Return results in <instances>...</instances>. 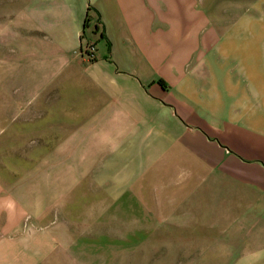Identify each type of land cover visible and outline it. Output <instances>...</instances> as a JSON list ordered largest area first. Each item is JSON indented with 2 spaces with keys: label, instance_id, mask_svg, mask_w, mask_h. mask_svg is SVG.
I'll list each match as a JSON object with an SVG mask.
<instances>
[{
  "label": "rangeland",
  "instance_id": "1",
  "mask_svg": "<svg viewBox=\"0 0 264 264\" xmlns=\"http://www.w3.org/2000/svg\"><path fill=\"white\" fill-rule=\"evenodd\" d=\"M177 1L180 11L189 4L199 17L200 52L223 42L238 52L257 33L264 44L259 22L249 19L260 14L256 0ZM65 4L0 0V202L15 201L13 212L0 210V264H264V196L248 192L243 216L210 210L207 196L190 194L191 186L159 194L157 143L150 147L152 139L137 135L141 122L97 104L96 85L84 72L89 76L98 66L80 48L75 55L84 59L72 60L67 70L79 82L55 89L51 77L41 85L53 60L38 44L41 37L47 41V30L40 31L63 19ZM164 5L162 15L168 13ZM192 12L182 14L191 21ZM242 17L254 25L244 18L240 25ZM156 26L167 28L165 22ZM112 38V66L141 79L139 63ZM148 68L157 77L156 67Z\"/></svg>",
  "mask_w": 264,
  "mask_h": 264
},
{
  "label": "crops",
  "instance_id": "2",
  "mask_svg": "<svg viewBox=\"0 0 264 264\" xmlns=\"http://www.w3.org/2000/svg\"><path fill=\"white\" fill-rule=\"evenodd\" d=\"M161 2L66 0L67 14L63 19L54 20L40 31L47 30V41L44 43L41 37L38 44L53 61L39 81L42 85L54 77L55 89L66 88L71 81L79 82L67 70L72 60L79 63L84 59L75 53L80 48L86 9L93 6L100 13L110 47L116 35V44L125 48V56L139 63L141 79L112 66L106 40L101 41L103 47L96 46L94 65L98 68L84 75L96 85L98 105L110 106L111 115L125 114L126 121L141 122L142 131L138 130L141 133L137 135L152 139L146 142L150 147L157 143L158 151L153 150V154L158 155L159 194L168 191L166 187L180 185L185 191L191 186L190 194L207 196L210 210L229 214L233 209L246 216L248 192L264 196V44L257 36L258 31L264 34V22L259 25L264 20V0L255 1L261 7L260 14L249 18L259 22L254 21L257 34L254 40L245 38L247 47L238 52H231L224 42L219 49L211 46L200 52L199 17L192 12V6L187 4L183 9L191 10L190 21L180 11L177 0H164L166 15L159 10ZM243 18L240 25L248 17ZM164 22L166 30L157 31L156 24L162 26ZM183 24L190 28L178 29ZM130 43L135 48L132 55ZM150 66L156 67L157 77H150ZM159 79L165 88L156 83ZM41 85L36 88H52ZM118 119L111 116V120ZM199 177L202 180L195 189ZM226 195L230 200L225 199Z\"/></svg>",
  "mask_w": 264,
  "mask_h": 264
},
{
  "label": "trees",
  "instance_id": "3",
  "mask_svg": "<svg viewBox=\"0 0 264 264\" xmlns=\"http://www.w3.org/2000/svg\"><path fill=\"white\" fill-rule=\"evenodd\" d=\"M85 35L88 37L87 41L85 40ZM93 39L95 40L92 42ZM103 40L107 41V48L110 50V43L105 35L100 13L96 8L89 5L86 9V14L82 25V32L80 35V51H83V54L87 58L95 62L96 60L93 58L96 55V46ZM156 83L162 88H165V83L162 80L159 79L156 81Z\"/></svg>",
  "mask_w": 264,
  "mask_h": 264
},
{
  "label": "clouds",
  "instance_id": "4",
  "mask_svg": "<svg viewBox=\"0 0 264 264\" xmlns=\"http://www.w3.org/2000/svg\"><path fill=\"white\" fill-rule=\"evenodd\" d=\"M0 210L11 213L15 210V201L8 198L0 202Z\"/></svg>",
  "mask_w": 264,
  "mask_h": 264
},
{
  "label": "built area",
  "instance_id": "5",
  "mask_svg": "<svg viewBox=\"0 0 264 264\" xmlns=\"http://www.w3.org/2000/svg\"><path fill=\"white\" fill-rule=\"evenodd\" d=\"M93 50V49H92Z\"/></svg>",
  "mask_w": 264,
  "mask_h": 264
}]
</instances>
